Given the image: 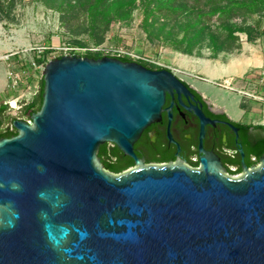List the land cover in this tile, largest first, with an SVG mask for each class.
Segmentation results:
<instances>
[{
    "label": "water",
    "instance_id": "1",
    "mask_svg": "<svg viewBox=\"0 0 264 264\" xmlns=\"http://www.w3.org/2000/svg\"><path fill=\"white\" fill-rule=\"evenodd\" d=\"M43 80L40 110L0 138V264H264V155L231 177L211 154L192 168L134 152L183 79L69 54ZM107 142L140 167L106 169Z\"/></svg>",
    "mask_w": 264,
    "mask_h": 264
},
{
    "label": "rangeland",
    "instance_id": "2",
    "mask_svg": "<svg viewBox=\"0 0 264 264\" xmlns=\"http://www.w3.org/2000/svg\"><path fill=\"white\" fill-rule=\"evenodd\" d=\"M59 3L61 0H54ZM118 1L110 0L99 11L100 15L110 18V30L101 44L77 46L73 41L88 39L84 27L71 31V24L63 19V14L54 2L47 0H0V80L5 71V87L0 99L15 96L17 90L8 86L5 55L10 51L19 53L14 61L24 70V85H32L37 91L42 82L48 61L58 58L62 51L52 47L70 45L77 50L69 54L84 55L87 50H100L108 55H133L172 70L176 75L196 87L212 103L224 107L234 120L254 117L255 111L261 116L253 118L254 123H264V101L256 100L245 93L264 94L262 66H252L264 59V13L261 14V37L249 41L246 34L239 33L240 47L234 50H216L208 36L199 39L193 52L185 51V46L177 48L174 43L181 39L183 21L172 23L155 22L149 34L143 26V1L136 0L127 11L119 7ZM82 0H64L73 9H81ZM175 2V1H173ZM105 18V19H106ZM258 18V16H256ZM232 27H244L241 20H235ZM247 23H251L250 21ZM209 31V30H208ZM218 29H212L217 35ZM219 43V42H218ZM42 51V52H40ZM38 55H42L39 57ZM131 57V56H130ZM46 62L44 67H35L32 62ZM154 61V62H153ZM233 78L231 90L220 86L223 79Z\"/></svg>",
    "mask_w": 264,
    "mask_h": 264
},
{
    "label": "trees",
    "instance_id": "3",
    "mask_svg": "<svg viewBox=\"0 0 264 264\" xmlns=\"http://www.w3.org/2000/svg\"><path fill=\"white\" fill-rule=\"evenodd\" d=\"M54 2L63 14L66 24H71V31L77 33L76 29L84 27V32L88 34V39H78L73 41L77 46H89L90 43L95 46L104 42L108 31L110 30V18L100 15L99 11L103 6L108 4L110 0H82L81 9H73L68 4H64V0L59 3ZM114 1V0H113ZM143 1V26L150 34V28L155 22L172 23L183 21L181 29L183 36L175 41L177 48L185 46V51L193 52L199 39L208 36L216 47V50H234L240 47L239 33L246 34L249 41H255L261 37L260 23L261 14L264 13V0H141ZM175 1V2H173ZM136 0L118 1L119 7L124 11L130 8ZM258 16V18H256ZM106 18V19H105ZM235 20H241L246 24L244 27H232L236 25ZM251 23H247V22ZM212 29H218L215 35ZM209 30V31H208ZM219 42V43H218ZM77 48V47H75ZM78 56H87L91 58H100L111 56L119 58L123 61H136L144 66L161 69V65L150 63L142 59H134L128 55H106L100 50H87L84 55L74 52ZM61 57V56H60ZM44 80L39 87L38 93L23 108L19 115L8 113L6 105H0V138L11 137L17 134V130L13 126V121L18 118L29 120L30 116L40 110L43 101ZM255 127L264 131L263 124H257ZM110 143L107 142L100 147L99 157L106 169L119 173L123 170L122 166L113 163L109 159L111 150ZM118 151V148L116 147Z\"/></svg>",
    "mask_w": 264,
    "mask_h": 264
},
{
    "label": "flooded vegetation",
    "instance_id": "4",
    "mask_svg": "<svg viewBox=\"0 0 264 264\" xmlns=\"http://www.w3.org/2000/svg\"><path fill=\"white\" fill-rule=\"evenodd\" d=\"M183 80L188 90L167 92L161 119L150 124L134 143V152L143 165L200 168L202 156L211 154L231 177H243L246 167L259 166L264 155V131L255 123L232 119L223 107ZM202 117L207 121L204 126ZM116 147L110 143L109 159L122 166V171L140 167L134 157Z\"/></svg>",
    "mask_w": 264,
    "mask_h": 264
},
{
    "label": "built area",
    "instance_id": "5",
    "mask_svg": "<svg viewBox=\"0 0 264 264\" xmlns=\"http://www.w3.org/2000/svg\"><path fill=\"white\" fill-rule=\"evenodd\" d=\"M54 50L62 51L63 54L69 55V53H72L73 51L77 50V48L72 47L70 45H64V46H59V47H52ZM42 52V51H40ZM19 52H12L10 51L5 55V59L7 60V76L9 79L8 86L11 90H17V94L13 97H9L6 101L5 104L8 107V111L12 115H19L23 108L35 97V95L38 93V91L32 86V85H24V70H21L17 67L16 62L14 61V56L18 54ZM128 56H131L133 58V55L130 53H127ZM122 55V54H118ZM41 57L42 55H38ZM154 62V61H153ZM45 61L44 62H38L39 66H37V62L33 60L32 64L35 67H44L45 66ZM262 70V81L264 82V64L261 67ZM233 78H226L223 79L222 82H219L218 84L222 87H226L231 90H236L235 87L233 86ZM244 94L250 96L253 99L264 101V94L259 95L256 93H245ZM264 125V123H263Z\"/></svg>",
    "mask_w": 264,
    "mask_h": 264
},
{
    "label": "crops",
    "instance_id": "6",
    "mask_svg": "<svg viewBox=\"0 0 264 264\" xmlns=\"http://www.w3.org/2000/svg\"><path fill=\"white\" fill-rule=\"evenodd\" d=\"M264 64V59L261 60L260 62H258L257 64H252V66H262ZM6 71H7V65H6ZM2 74H3V78L0 80V95H3L4 93V87H5V83H6V80H5V71H2ZM11 96H8V97H5V98H1L0 99V105H6L5 104V101ZM7 106V105H6ZM224 108V107H223ZM225 109V108H224ZM256 113L254 114V117L252 116V114L250 115L249 118H242L241 120L242 121H247V122H252L254 123L253 121H251L253 118H256V116L260 117L261 116V113H259L258 111H255ZM9 113V111H8ZM255 124H260V123H255ZM263 124V123H262Z\"/></svg>",
    "mask_w": 264,
    "mask_h": 264
}]
</instances>
